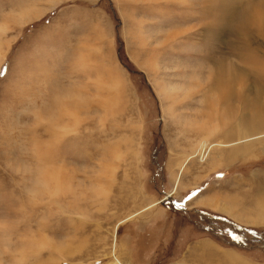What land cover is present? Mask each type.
<instances>
[{
  "label": "rangeland",
  "instance_id": "1",
  "mask_svg": "<svg viewBox=\"0 0 264 264\" xmlns=\"http://www.w3.org/2000/svg\"><path fill=\"white\" fill-rule=\"evenodd\" d=\"M263 178L264 0H0V264H264Z\"/></svg>",
  "mask_w": 264,
  "mask_h": 264
},
{
  "label": "bare ground",
  "instance_id": "2",
  "mask_svg": "<svg viewBox=\"0 0 264 264\" xmlns=\"http://www.w3.org/2000/svg\"><path fill=\"white\" fill-rule=\"evenodd\" d=\"M219 74L220 73H218L217 74V76H219ZM229 78V77H228ZM214 79V78H213ZM227 79V78H226ZM225 79V80H226ZM219 80H220V78H219ZM225 80H223V82L225 83ZM222 81L218 84L220 87H222V93H221V99L222 98H224V99H227L228 98V96H229V94L228 93H230V92H232V90H229V89H227L226 87V85L223 83ZM224 101H226V100H224ZM218 102V101H217ZM220 103V102H219ZM221 104V103H220ZM209 107H210V105H209ZM209 109H211V108H209ZM214 110V109H213ZM222 110H223V108H222ZM212 111V110H211ZM208 114H209V112H208ZM239 152V150H231V151H229L228 152V157H229V154L231 155V158H232V156L235 154V153H238ZM241 152V151H240ZM230 158V157H229ZM229 158H227V160L229 159ZM261 185V187H260V191H263L262 193H261V195H263V197H264V178H263V180L261 181V184H259V186ZM261 188H262V190H261ZM166 197H170V195H167V196H165L164 198H166ZM261 199V198H260ZM161 202V201H160ZM262 203H264V198H263V200H262ZM229 206V208L227 209V211L229 210V209H234L235 207L234 206H231V205H228ZM239 209V208H238ZM256 210L259 212V217L260 218H264V205H262V204H260L259 205V203H258V207L256 208ZM110 264H120L119 262H112V263H110Z\"/></svg>",
  "mask_w": 264,
  "mask_h": 264
},
{
  "label": "water",
  "instance_id": "3",
  "mask_svg": "<svg viewBox=\"0 0 264 264\" xmlns=\"http://www.w3.org/2000/svg\"><path fill=\"white\" fill-rule=\"evenodd\" d=\"M167 198H168V197H166V198H163V199L161 200V202H162V201H164V200H166ZM173 204H174V205H177V203H176V201H175V200H173ZM177 206H179V205H177Z\"/></svg>",
  "mask_w": 264,
  "mask_h": 264
},
{
  "label": "built area",
  "instance_id": "4",
  "mask_svg": "<svg viewBox=\"0 0 264 264\" xmlns=\"http://www.w3.org/2000/svg\"><path fill=\"white\" fill-rule=\"evenodd\" d=\"M113 258V257H112Z\"/></svg>",
  "mask_w": 264,
  "mask_h": 264
},
{
  "label": "crops",
  "instance_id": "5",
  "mask_svg": "<svg viewBox=\"0 0 264 264\" xmlns=\"http://www.w3.org/2000/svg\"><path fill=\"white\" fill-rule=\"evenodd\" d=\"M121 264V263H120Z\"/></svg>",
  "mask_w": 264,
  "mask_h": 264
}]
</instances>
